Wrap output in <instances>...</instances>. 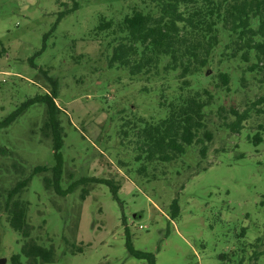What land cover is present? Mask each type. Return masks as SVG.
I'll return each instance as SVG.
<instances>
[{
	"label": "rangeland",
	"instance_id": "rangeland-1",
	"mask_svg": "<svg viewBox=\"0 0 264 264\" xmlns=\"http://www.w3.org/2000/svg\"><path fill=\"white\" fill-rule=\"evenodd\" d=\"M142 2L150 7V0H0V120L28 97L50 90L40 73L48 71L58 84L55 104L64 135L61 187L82 177L111 179L119 187L117 200L96 183L61 197L44 188L49 170L32 175L21 194L28 202L31 238L54 246L55 261L49 264H146L126 251L124 218L133 247L153 253L156 264H233L242 248L243 264H264V141L250 142L255 131L248 126L234 134L221 129L216 114L217 106L244 108L264 96V73L245 74L241 82L238 64L218 62L216 55L207 68L211 80L201 84L216 101L207 115L214 139L205 159L193 146L183 160L157 165L156 177L153 165L151 177L139 176L132 146L120 145V125L141 117L156 120L160 93L175 95L177 82L171 76L145 81L108 68L99 55L104 34L92 32L100 16L121 19L131 7L143 8ZM219 72L229 73L227 86L218 81ZM44 120V106L34 105L0 128V190L22 178L13 163L25 168L24 176L54 164L51 140L41 132ZM182 162L192 166L191 173ZM198 162L206 168L190 177ZM175 197L179 215L171 220ZM21 246L20 235L0 213V259L11 264ZM221 254L232 261L222 262Z\"/></svg>",
	"mask_w": 264,
	"mask_h": 264
},
{
	"label": "trees",
	"instance_id": "trees-1",
	"mask_svg": "<svg viewBox=\"0 0 264 264\" xmlns=\"http://www.w3.org/2000/svg\"><path fill=\"white\" fill-rule=\"evenodd\" d=\"M149 5L143 8L133 6L121 19L100 16L92 32L93 37L104 34L100 41L105 42V49L99 55L108 68L122 69L130 77L145 81L171 76L177 82L175 95L167 98L160 93V113L156 120L141 117L136 122L127 121L120 125V145L132 146L133 161L140 163L135 172L148 178L151 177L148 171L151 165L154 168L152 177H156L157 165L169 166L183 160L193 146H199V159H205L208 145L214 139L213 132L207 127V115L216 101L214 92L211 93L201 84L211 80L212 76H207V68L216 55L218 62L238 64V68L242 69L241 82H244L245 74L264 73V0H150ZM74 6L73 9H76L77 5ZM69 11L60 13L50 33L61 16ZM40 73L48 81L50 90L28 97L16 110L0 120V128H6L30 107L44 106L45 120L41 132L51 140L54 160L52 167L36 166L28 176H24L23 166L13 163L12 169L22 178L10 188L0 190V213H4L6 223L20 235L22 242L20 254L10 258L11 264H21V256L26 258L25 264H49L55 261L53 245L45 247L31 238L33 228L27 221L28 202L21 198V194L27 189L32 175L49 170L50 176L42 177L44 188L51 189L61 197L71 194L78 186L96 183L107 186L112 197L118 199V184L111 179L82 177L66 188L61 187L64 135L60 124L61 111L55 104L58 84L48 75V71L40 70ZM216 77L224 86L230 81L228 72H219ZM143 90L147 91L146 88ZM216 114L221 129L234 134L248 126L255 131L249 137L250 142L257 145L264 141V96L246 103L244 108L236 104L228 108L217 106ZM252 118L256 121L253 122ZM183 162L182 165H187ZM187 166L191 173L192 166ZM205 168L200 167L198 162L190 177ZM260 204L264 206V200ZM169 208L170 219L175 220L179 215L177 197L171 201ZM122 225L128 255L146 264H156L153 253L133 247L124 218ZM80 250V247L75 248V251ZM240 251L238 261H232L225 254H221L219 259L243 264L246 251L244 248ZM253 254L252 257L256 258V253Z\"/></svg>",
	"mask_w": 264,
	"mask_h": 264
},
{
	"label": "water",
	"instance_id": "water-1",
	"mask_svg": "<svg viewBox=\"0 0 264 264\" xmlns=\"http://www.w3.org/2000/svg\"><path fill=\"white\" fill-rule=\"evenodd\" d=\"M0 264H5V260L0 259Z\"/></svg>",
	"mask_w": 264,
	"mask_h": 264
}]
</instances>
